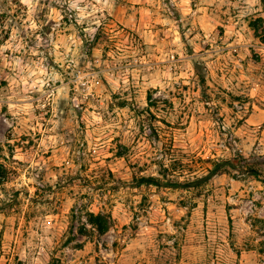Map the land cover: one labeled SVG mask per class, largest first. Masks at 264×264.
<instances>
[{
	"label": "rangeland",
	"instance_id": "374dc122",
	"mask_svg": "<svg viewBox=\"0 0 264 264\" xmlns=\"http://www.w3.org/2000/svg\"><path fill=\"white\" fill-rule=\"evenodd\" d=\"M262 36L264 0H0V264H264ZM217 159L258 173L138 185Z\"/></svg>",
	"mask_w": 264,
	"mask_h": 264
},
{
	"label": "trees",
	"instance_id": "16d2710c",
	"mask_svg": "<svg viewBox=\"0 0 264 264\" xmlns=\"http://www.w3.org/2000/svg\"><path fill=\"white\" fill-rule=\"evenodd\" d=\"M253 28L255 31L258 30L257 26L253 24ZM263 40H264V36ZM198 70V68H197ZM203 79V76L202 78ZM5 85L4 81H0V89ZM171 165H175L174 162ZM236 169L241 172H246L251 175H255L258 173L257 169L254 166H243L238 162H235L233 159H217L214 160L213 165L208 169L206 174H203L199 177L194 179H187V180H179L174 178V174L171 173L174 171V166H164L160 169L161 176H143L139 178V184H150L162 187H169V188H190V187H198L204 183L209 182L213 177L218 175L219 173L226 172L227 170ZM10 170L7 166L0 163V184L3 185L8 182L10 178ZM3 200H0V209L3 208ZM91 223L98 229L100 233H106L109 228L110 224L108 218L110 216H105L104 214H94L93 212L89 214Z\"/></svg>",
	"mask_w": 264,
	"mask_h": 264
}]
</instances>
